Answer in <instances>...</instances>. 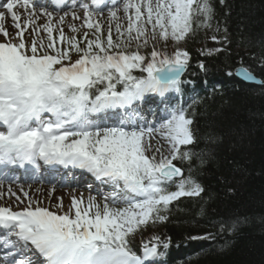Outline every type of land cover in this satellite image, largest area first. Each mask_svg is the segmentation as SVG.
Masks as SVG:
<instances>
[{
    "label": "snow or ice",
    "instance_id": "1",
    "mask_svg": "<svg viewBox=\"0 0 264 264\" xmlns=\"http://www.w3.org/2000/svg\"><path fill=\"white\" fill-rule=\"evenodd\" d=\"M92 3L98 8L104 0ZM54 4L59 8L64 0H54ZM81 7L82 17L73 11L56 18L43 4L37 8L34 0L3 4L0 163L71 165L111 182L116 191L111 204L107 197L102 203L95 197L87 202L74 197L62 213L39 202L33 206L29 201L18 210L0 205V264H146L150 258L163 256L160 249H167L170 241L154 235L142 241V254H138L130 237L149 224L166 221L169 206L181 197H199L204 191L173 163L191 160L193 155L181 151V146L195 140L193 119L185 108L172 110L157 128L138 124L134 109L126 111L114 126H102L89 119V114L128 109L149 93L164 97L170 91L179 92L189 53L177 47L168 55L153 46L149 58L140 48L147 47L149 39H171L178 45L197 29L211 27L215 13L210 0H124L123 18L121 9L108 10L106 37L97 12L87 4ZM17 8L23 12L18 14ZM6 13L14 22V36L3 25ZM69 15L73 21L81 19V27L87 29L82 40L65 35L63 26ZM41 16L46 18L42 25L38 23ZM68 27L74 34L80 31L74 23ZM29 29L30 42L25 40ZM41 32L46 33L47 42ZM211 39L219 42L216 35ZM134 69L146 75H133ZM243 77L255 80L247 69ZM154 133L168 142L170 155H164L161 147L153 148ZM171 185L175 190H170ZM120 191L125 193L122 198ZM121 200L124 206L115 207ZM57 208H63L62 201ZM237 224L221 221L219 231L235 232Z\"/></svg>",
    "mask_w": 264,
    "mask_h": 264
},
{
    "label": "trees",
    "instance_id": "2",
    "mask_svg": "<svg viewBox=\"0 0 264 264\" xmlns=\"http://www.w3.org/2000/svg\"><path fill=\"white\" fill-rule=\"evenodd\" d=\"M210 2L211 27L169 46L189 53L186 75L201 88L184 107L195 140L181 151L193 155L173 163L204 191L173 202L168 219L148 227L168 236L167 264H264V0ZM212 35L220 51H208ZM150 51L148 45L140 50L147 57ZM239 65L261 84L237 79L232 73ZM192 88L180 90L187 94ZM221 221H237V230L220 232ZM145 232L148 238L155 234L151 228ZM198 234L213 239H190Z\"/></svg>",
    "mask_w": 264,
    "mask_h": 264
},
{
    "label": "rangeland",
    "instance_id": "3",
    "mask_svg": "<svg viewBox=\"0 0 264 264\" xmlns=\"http://www.w3.org/2000/svg\"><path fill=\"white\" fill-rule=\"evenodd\" d=\"M117 8L121 9V11L119 12V15L123 18L124 17V13L122 11V5L119 6V7H117ZM97 14L99 15L100 23L103 25V31H104V35L106 37V35H107V27H108V19H107V17H108V11L107 12H100V13H97ZM73 23L76 25V27L78 29H80V31L78 33H75L74 34V33H72L70 31L69 27H63L64 28V32H65V35L66 36H70V35L83 36L84 31H87V29L81 27L82 20L81 19H77L75 21H71L69 23V25L70 24H73ZM40 34L39 35L41 37H45V42H47V40H46V34H44L43 32H41ZM53 35L56 36L58 34L57 33H54ZM90 37L93 38L91 31H89V38ZM31 38H32L31 35H29L27 37V41L30 42ZM4 39H5V37L2 35L1 38H0V42L4 41ZM113 39L114 40L116 39V33H115V30L114 29H113ZM158 41L159 42H156V43H148L149 46H150V48H153V46H155L156 49L159 48L163 52L171 53V54H173L174 51L177 48V47L176 48H173L172 47L174 44H176V42L172 41L171 39H169L167 42H164V41L159 40V39H158ZM206 41H207L206 44L209 43L208 45H206V46H208V50L209 51H212V50L216 49V46H214V44H212V42H213L212 39H208ZM170 45H172L171 46L172 49H169V46ZM177 46H179V45H177ZM160 124H158L155 128L159 127ZM151 143L153 145V148L161 147V150H162V152H163L164 155H170V152H171L170 145L168 144V142L165 139H163L162 137H160L158 134H155V133L153 134V138L151 140ZM148 154L149 155H152L153 152L150 150L148 152ZM157 158H159V154H157ZM47 190L48 189H46V191ZM48 192L49 193H45V194L44 193H37V195L34 194V196H31L30 199H28V200L31 201L33 203V205H35L37 202H39L40 206H42V207H47V208H49L52 211H58V212L62 213V212L68 211V209L71 206V201H72V199L74 197L76 199H78V200L81 199V198H83V200L85 202H87V200H88L89 197H95L96 200L98 202H101V203L104 202V199H105V198H102V197L93 196V195H89V194H85V193H82V196L72 195L71 193H68V192L63 191V190H55V191L52 192L49 189ZM27 197H29V195H27L23 200H20V199H17V198H10V197L2 196V197H0V204L1 203H4V204H7V205H11V206L16 205L17 208H21L24 205H26L25 204V202H26L25 200H26ZM61 201L63 202V208L62 209H58L57 208V205ZM108 202L111 204L112 200H109L108 199ZM114 206L115 207H123L124 206V203L123 204H117L116 203ZM156 223H158V222H156ZM148 228L153 229V231H155V234L154 235L159 236L161 238V240H167L168 239L167 238L168 236L165 233H162L161 234V233H159L157 231V229H154V227H148V225H147L146 226V229L144 227L142 230L140 229L138 231L140 237H138L139 239L137 241H140V242L147 241V240H149L152 237V236L150 238H146L145 237V234H146L145 230H147Z\"/></svg>",
    "mask_w": 264,
    "mask_h": 264
},
{
    "label": "bare ground",
    "instance_id": "4",
    "mask_svg": "<svg viewBox=\"0 0 264 264\" xmlns=\"http://www.w3.org/2000/svg\"><path fill=\"white\" fill-rule=\"evenodd\" d=\"M17 11H18V14H21L23 12L20 9H17ZM4 25H5V28L7 27L8 29H12V23H11V21L9 19L8 20L7 19L5 20V24ZM232 74L234 75V72ZM75 181H77V179H75ZM20 187H23V186L22 185H19V184H12L10 186V189H13L14 191H17L18 193H20L18 191ZM2 189H4V188H2ZM0 190H1V187H0ZM23 190H24L23 193H26L27 195H29V197H27L26 200H25L26 201L25 202L26 205H27V203L29 201L28 199H30L31 196H34V194L37 195V193H44V194L45 193H49L48 191L45 190L44 185L41 184L40 182H38V183L37 182L36 183H32V184L28 185L27 187H23ZM27 195H24V196H18L17 195V197H19L20 200H23ZM8 196H10V194H8ZM17 197H15V198H17ZM11 207L13 208V210H17L16 205L11 206Z\"/></svg>",
    "mask_w": 264,
    "mask_h": 264
},
{
    "label": "water",
    "instance_id": "5",
    "mask_svg": "<svg viewBox=\"0 0 264 264\" xmlns=\"http://www.w3.org/2000/svg\"><path fill=\"white\" fill-rule=\"evenodd\" d=\"M245 70V68L243 67H238L234 70V75L239 78L240 80H242L243 82H246V83H253V84H261V81L255 77V80H247L243 77V71Z\"/></svg>",
    "mask_w": 264,
    "mask_h": 264
}]
</instances>
